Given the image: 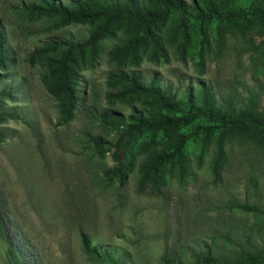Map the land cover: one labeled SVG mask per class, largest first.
<instances>
[{
	"label": "rangeland",
	"instance_id": "rangeland-1",
	"mask_svg": "<svg viewBox=\"0 0 264 264\" xmlns=\"http://www.w3.org/2000/svg\"><path fill=\"white\" fill-rule=\"evenodd\" d=\"M36 1L0 0V32L11 61L0 67L6 95L0 98V225L21 264H103L84 254L82 233L119 264H162L166 251L178 264H200L195 257L209 248L227 258L239 245L246 248V235L264 248V216L230 208L264 209V151L231 141L216 180L215 147L198 138L184 151L187 175L168 167L158 194L139 193L141 165L171 140L124 136L132 117L149 109L148 97L121 95L129 86L115 77L134 74L178 99L208 87L218 103L231 107L256 96L264 110V60L238 35L226 34L218 48L210 30L172 18L156 31L166 58L150 39L135 41L143 29L130 19L90 45V23L60 24L52 15L24 13ZM70 1L56 0L62 6ZM252 1L235 4L245 8ZM61 43L77 46L79 96L68 122L45 84L49 59ZM101 112L122 120L93 117ZM87 135L100 138L99 145ZM0 264H12L1 234Z\"/></svg>",
	"mask_w": 264,
	"mask_h": 264
},
{
	"label": "trees",
	"instance_id": "trees-1",
	"mask_svg": "<svg viewBox=\"0 0 264 264\" xmlns=\"http://www.w3.org/2000/svg\"><path fill=\"white\" fill-rule=\"evenodd\" d=\"M23 11L28 14L52 15L60 24L90 23L92 29L87 41L90 45L109 35L124 19H130L143 29L142 37L135 41L145 42L150 39L162 58L167 55L156 31L167 18H172L175 22H189L199 29L210 30L212 40L218 48L224 42L226 34L238 35L253 53L264 60V0H253L245 8L236 6L235 0H149V3L138 0H72L66 6L58 4L56 0H37L24 6ZM75 47L77 46L72 48L67 43L59 44L49 59L50 73L45 78L49 93L59 101L64 122L71 119L79 96L75 88L76 60L72 51ZM10 62L0 32V67H6ZM115 77L129 86L121 95L130 93L148 97L149 109L132 117L124 136L145 134L151 140L156 137L171 140L167 143L168 146L165 145L167 148L154 151L141 165L139 193L148 190L158 194L160 186L166 182L168 167L170 172L177 166L179 175H187L189 167L184 151L198 138L205 146L213 143L215 147L211 171L216 180L220 178L226 162L224 148L231 141L252 144L264 151V110L258 107L256 96H249L239 107H231L230 102L218 103L208 87H201L195 96L192 92H186L178 99L170 89H162L154 83L147 84L134 74L119 72ZM5 96V93L0 91V98ZM2 116L3 114H0V120ZM112 116L122 120L118 113L109 115L107 112H101L93 117L107 120ZM174 135L176 137L172 139ZM1 137L0 132V139ZM87 140L96 146L99 145L100 138L87 135ZM230 208L257 218L264 216V209L258 205L234 203ZM0 234L8 242L11 263L21 264L1 225ZM246 237V248L239 245L238 253L234 256L216 257L209 248L195 258L199 259L200 264H264V248L249 239L248 235ZM80 239L83 252L90 259L103 264H119L112 254L92 246L85 234L82 233ZM226 242L230 243L229 240ZM161 262L178 264L167 251L161 257Z\"/></svg>",
	"mask_w": 264,
	"mask_h": 264
}]
</instances>
